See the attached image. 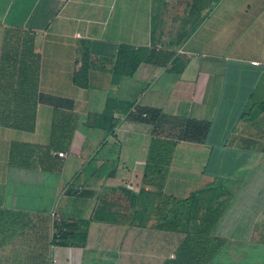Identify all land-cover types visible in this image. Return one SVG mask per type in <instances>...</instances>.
Wrapping results in <instances>:
<instances>
[{
  "label": "crops",
  "instance_id": "crops-1",
  "mask_svg": "<svg viewBox=\"0 0 264 264\" xmlns=\"http://www.w3.org/2000/svg\"><path fill=\"white\" fill-rule=\"evenodd\" d=\"M81 40L88 87L73 81ZM123 44L147 48L132 75L125 60L115 74ZM134 103L148 118L115 117ZM151 136L176 142L161 192L188 200L168 205L178 229L112 209L84 246L52 245L53 264H264V0H0V212L78 229ZM30 187L46 206H24Z\"/></svg>",
  "mask_w": 264,
  "mask_h": 264
},
{
  "label": "trees",
  "instance_id": "trees-1",
  "mask_svg": "<svg viewBox=\"0 0 264 264\" xmlns=\"http://www.w3.org/2000/svg\"><path fill=\"white\" fill-rule=\"evenodd\" d=\"M16 42L15 40H13ZM158 37L153 35V42L156 44ZM30 42H33L31 38ZM147 48L141 47L135 49L130 45L123 44L120 46L118 62L115 65V74H118L119 67L122 63L127 61V74L132 75L140 63L146 58ZM93 67V61L91 58L89 41L81 40L78 46V55L75 64V71L73 76V81L76 85L80 87H88L89 84V71ZM132 106V105H131ZM130 106V108H131ZM129 108V109H130ZM110 112L109 107H107L105 114L101 117L104 119L108 118ZM110 124L108 126V131L110 134L114 132L117 122L114 120L113 114H111ZM145 119V118H140ZM176 147V142L164 140L157 136H151L148 144L145 147L146 157L141 160L144 166V181L146 185H155L158 190L155 195L151 194L145 188L138 190L123 189L122 192L125 197L129 200L133 208V214L131 216V223H139L140 225H145L156 213L164 212L168 208V205L175 202L173 196L165 197L162 191V183L165 174V168L170 165L172 160L173 151ZM153 175V176H152ZM103 195L100 204L94 209L91 217L89 219L81 220L82 226L78 229L73 230L74 222L71 221H57L56 229L54 233L53 245L67 246V245H78L84 246L87 242L88 237V226L91 221H110L115 219L119 213L113 212L109 209L108 200ZM154 196L157 197L158 203L156 209L154 208ZM102 197V196H101ZM162 198V200H161ZM161 200V201H159ZM188 200H179L177 203H184ZM176 203V204H177ZM172 211V216L167 214L163 217L162 222L164 224H159V227L171 229H178L176 225H179L181 211L180 207L168 209Z\"/></svg>",
  "mask_w": 264,
  "mask_h": 264
},
{
  "label": "rangeland",
  "instance_id": "rangeland-1",
  "mask_svg": "<svg viewBox=\"0 0 264 264\" xmlns=\"http://www.w3.org/2000/svg\"><path fill=\"white\" fill-rule=\"evenodd\" d=\"M179 5L181 6V4ZM176 11L177 12L174 15V23L175 26H178L181 23L180 19L182 17V15H179L178 12L180 13L182 10L177 9ZM175 38V33L167 34L163 37L165 43L169 40H172L174 43ZM137 163L143 168L141 160ZM130 164L131 163L129 162L123 164L126 170L116 182V188L119 189L120 192L105 196L108 200L110 210H121V214L128 217H130V215L132 216L133 208L129 200L123 194L122 190L125 188L138 190L146 187L144 184V172L141 168H139L140 166L132 167ZM129 184H131L133 188H130ZM30 188V200L24 201L26 202L24 206L35 207L38 203L40 207L46 206L49 198L51 197L50 193H46L41 195V197H38L36 196L35 188ZM60 200L61 197L56 198L54 203L55 207ZM166 214L168 216H172V211L166 209V211L156 213L153 216L154 219L159 220V223L156 226L159 229H163L162 227H159V224H164L162 220ZM5 218H13L15 223L10 229L8 227V236H5V226L0 224V264H53L50 257V250L53 245L57 221H54L52 215H36L23 218L16 216L15 214L10 215L9 213L0 212V221L5 220ZM18 219L20 221L19 223H16ZM22 220H25V224H23ZM10 230L12 231V234L9 233Z\"/></svg>",
  "mask_w": 264,
  "mask_h": 264
},
{
  "label": "built area",
  "instance_id": "built-area-1",
  "mask_svg": "<svg viewBox=\"0 0 264 264\" xmlns=\"http://www.w3.org/2000/svg\"><path fill=\"white\" fill-rule=\"evenodd\" d=\"M254 63L258 64V62H256V61ZM130 116H135V117H139V118H148V113L141 111L139 109V104L134 103V104H132L131 108L129 109V111L124 116L115 115V117H117L120 120L129 118ZM59 154L63 155V152H61ZM129 187L133 188V186L131 184H129Z\"/></svg>",
  "mask_w": 264,
  "mask_h": 264
}]
</instances>
